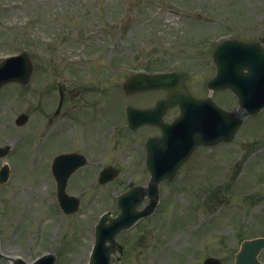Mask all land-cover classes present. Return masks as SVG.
I'll list each match as a JSON object with an SVG mask.
<instances>
[{
    "label": "rangeland",
    "instance_id": "rangeland-1",
    "mask_svg": "<svg viewBox=\"0 0 264 264\" xmlns=\"http://www.w3.org/2000/svg\"><path fill=\"white\" fill-rule=\"evenodd\" d=\"M90 1L91 0H82V2H78V0H50L49 2L48 0H0L3 4L10 2V7H7V12L0 10V38L8 37L9 43L11 44L10 47L1 48L0 54L31 50L30 56L33 59L35 67L33 79L30 81V83L32 82L30 87L24 90L15 87L16 85L14 86L21 92L17 94L19 101L11 105L8 102V105L11 106L14 112L13 115L15 119L22 113H27L30 116L32 115L33 108L37 105L35 86L42 83L44 79L48 80V89L54 90L53 94L57 95V97L59 93L58 90H64V95L67 98L66 102L73 100L77 92L78 94H83L78 101H85L88 99L87 96L92 94L90 88L95 87L94 84H98L103 69L107 71L109 67L116 68L114 65L117 62L124 63L123 61H127L128 63H134L137 67H141L148 65L150 62L157 61L158 67L172 61L168 59L171 56L170 52L163 50V45L167 42V40L164 41L165 38H159L154 42V45L148 46L145 51H139L135 47L136 42L140 40L149 44L152 42L151 40L154 38L156 39L159 34H166V32L171 33V36L181 34V38L186 41L196 40L197 37L203 36L204 34H214L217 32H221V34L229 33V35L235 36H240L239 33H243L246 39H260L264 34V0H104L103 5L100 6V12L102 11L103 14L98 17H111L113 19L117 18L118 20V22L112 23L110 26L106 25V28L100 30L101 37L99 39L106 42V48V46H100L96 38L89 34L90 30L96 32L97 28H90L88 31L82 28L81 20L85 19L83 14H88L89 12H82L81 10L86 11L90 9ZM171 3L189 5L194 9L193 13L201 16H208L209 18H200V22L189 20L182 22L180 15L169 8ZM17 4L20 5L17 6ZM60 11H62L64 20L60 21V23L55 22L54 16L61 15ZM98 14L99 13L95 12V15ZM71 18H74L77 22L74 20L75 22L72 24ZM26 22H28V25L25 28L15 29L20 24L24 25ZM9 26H11V30L7 28ZM171 36L169 35V37ZM55 38L58 39V45L60 47L56 46L54 48L53 46L52 48H42L49 39L54 42ZM79 38L87 39V41L85 40L84 43L79 44L76 42V39ZM109 45L110 47L118 48L119 51L108 53ZM131 48H133L131 53L127 54V52H130ZM57 49L60 51L61 49L63 50L61 51L62 58L67 56L75 58L83 54H96L97 52L105 51V54L110 55V59L96 65L78 67H71L65 63L62 65H55L51 59H54V53ZM61 52L57 51V53ZM51 53H53V56H51ZM68 53L72 54L69 55ZM56 68L58 69L55 71ZM73 72H78V75L83 76L82 83L75 84L72 81V77L76 76ZM49 78L51 79L49 80ZM126 79L127 75H119L115 84L122 88L121 83L126 81ZM189 87L190 90L197 95L200 92V86L195 81H193ZM88 88L89 91H87ZM82 90H84L85 93ZM13 93H15V90ZM39 94L41 93L39 92ZM119 94V90L116 88H112L108 91V95L114 103L122 102L120 98L117 97ZM46 98L47 93L45 92L43 96L39 95L38 100L40 102H45ZM135 100L142 101L139 98H135ZM51 104L55 105L53 101ZM8 105L5 103L2 104V101H0V106L3 110L7 111L6 107ZM44 111L45 109L40 111V113ZM80 112L85 114V110H81ZM263 115L264 113L261 116ZM75 116L80 117L82 114L78 113ZM38 120L39 115L33 114L31 121L37 123ZM256 124L258 125L253 127H250V124L247 126L245 124L246 127L244 126L241 129L240 135L243 133L244 136H247L252 132L264 131V124ZM28 125L29 124L24 126L28 128V130H24L25 133L32 129L33 124ZM47 129L49 130L50 127ZM53 132L54 130L50 129L45 133L46 137L42 139L39 144H34L32 140L31 144L38 145V149L43 147L47 152L51 149H55L57 142H54L53 138L57 135H52ZM240 135L238 134V136ZM50 136L51 139L48 142L46 138ZM87 136L89 137L90 133H87ZM231 149H235V147H231ZM236 151L239 156V149H236ZM18 153L19 156L15 161L19 162L20 171L30 170L31 168H28V166L37 168L43 166V152L29 158L26 157L23 147H19ZM245 153H247V151H245ZM206 154L207 150L201 151L195 159V164L198 165L201 163ZM224 155H226V150H222L216 154L218 157ZM50 157L51 156L47 154V158ZM259 157L261 156H257L254 159L259 160ZM261 165L263 166V162H261ZM194 167L195 166H187L185 168L184 178H179V183L177 182L180 187L186 184L190 197L183 191L174 192L173 190L176 188V185H174L173 189L164 190V192H166L164 195L166 204L162 208L163 210L160 216L153 220V222L144 223L142 227L136 231L144 233L143 241L140 246V252H142L141 254L143 257L136 263L131 262L130 259H126L125 264H199L201 260L203 261L205 258L214 255L223 258L224 263L229 264L232 260L230 256L231 252L236 250L241 236L232 237L234 231L230 227L227 228L228 225L224 228V232L229 235L230 242L220 245L212 239L213 235L215 236L217 234L216 232L208 235L207 243L209 245H206L204 241H202L203 245H201L200 242L194 244V238L188 235L181 234L179 236L178 234L176 240L174 238L179 229L182 228V225L179 224L174 230V223H183L184 220L190 223L193 220L192 215L198 219L202 217V215H206L209 208L215 206L218 208L228 206L233 210V213L229 219H218V226L211 229L212 231L220 230L224 226L226 219L230 220L232 225H235L237 229H243L244 236L260 234L263 231L264 225L261 224L260 215L264 212V189H260V191L253 196L258 199L253 205L251 204L252 197L247 198L243 196L247 188L250 189V187L256 184H252L254 182L252 178H249L250 182L248 185L244 179L242 181L243 187L237 184V177H240L244 173L243 170L241 172L242 166H239V170L227 173L228 175L233 174L228 183L229 187L222 191H213L207 195L206 193L209 192H207V190L215 186V184L213 185L212 183L216 181V177L220 176L228 166L225 164L224 158H222L217 161L216 164L212 162L202 168L200 165ZM254 171H256V174L261 175V173L264 172V166L261 171H258L257 167ZM45 173H47V165L45 166ZM189 174L191 176L194 174V176L190 178L188 177ZM209 176L211 178H208ZM185 178H187L186 183ZM20 179L22 178H14V182L9 187L0 189V227H2L3 232L2 235L0 232L1 251L9 256H22L26 261L31 262L43 249H45L44 251L49 249H53L54 251L60 248L61 253L66 255L70 253L75 256L70 257V263L67 264H76L79 262L80 257L87 252L89 249L88 246L92 242L93 231L91 230V226L96 222V220L92 218L101 210L99 209L101 206L86 211L83 210V212L77 216L80 221L74 226V228H77V235H74L71 229L72 222L64 218L62 219L61 215L56 212L55 209H48L50 204H47L46 199L49 197L43 193L45 192L43 190L46 189L49 193L51 191V185L47 187L44 186L46 188H43V190L32 187L36 193L33 195L29 192V183H21ZM25 181H29V178H26ZM209 181L212 185H208L207 183L201 186L204 182ZM190 188H194V190L192 189L191 191ZM40 190L43 192L41 193ZM202 190H205V192L203 193ZM115 191H117V188H115ZM37 194H40L41 200L39 202L37 200L34 201L38 198ZM97 194H99V191L94 192V195ZM197 195L199 197L206 195V198L203 199L202 203L200 201V207L198 206V208L194 209L191 203L195 197L192 196ZM235 196H237V198ZM172 208L173 210H171L170 218L172 219L174 214L173 219L175 222L172 220L170 221L168 218L169 210ZM206 208L208 210H206ZM254 209H257L256 213L260 211V214H255ZM180 213L183 215H180ZM48 215H50L51 218ZM188 215H190V217L185 218ZM179 217H184L185 219ZM52 220L55 221V223L59 222L62 224L52 226ZM86 222L87 224L84 228ZM247 226L248 230L245 231ZM210 227H212V225ZM263 233H261V235ZM62 235L63 237L57 241L60 245L59 247L56 244V240ZM73 238L74 246L79 244L74 251H72L70 245V242H73ZM125 239L126 238H124V241L127 243L129 249L134 250L137 245V239ZM0 264L8 263L0 262Z\"/></svg>",
    "mask_w": 264,
    "mask_h": 264
},
{
    "label": "water",
    "instance_id": "water-1",
    "mask_svg": "<svg viewBox=\"0 0 264 264\" xmlns=\"http://www.w3.org/2000/svg\"><path fill=\"white\" fill-rule=\"evenodd\" d=\"M235 128V127H234Z\"/></svg>",
    "mask_w": 264,
    "mask_h": 264
}]
</instances>
